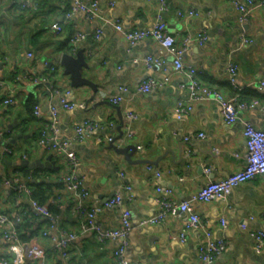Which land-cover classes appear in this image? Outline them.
Returning <instances> with one entry per match:
<instances>
[{
    "label": "crops",
    "instance_id": "crops-1",
    "mask_svg": "<svg viewBox=\"0 0 264 264\" xmlns=\"http://www.w3.org/2000/svg\"><path fill=\"white\" fill-rule=\"evenodd\" d=\"M97 1L94 19L87 20L77 13L63 22L69 0H30L29 8H22V0H0V130L7 131L12 149L0 164V173L5 178L17 177L25 184L30 180L45 183L37 187L36 193L54 205L53 233L57 236L62 230L75 233V239L59 249L42 235L47 221L31 214L23 223L26 224L25 237L21 238L23 248L40 246L46 252L47 264H116L112 250L119 241L99 242L92 231L82 229V224L88 210L119 192L121 205L103 208L96 219L101 227L114 228L122 209L131 211L132 225L125 249L130 261L264 264V246L256 249L252 237L254 230L264 228V174L239 184L224 199L192 201L204 228L188 230L185 241L179 238L188 220L185 213L167 214L164 221L156 224H139L141 219L158 212L157 199L162 194L157 192V186L169 188L178 201L187 200L208 180L222 179L242 168L244 125L264 126V111L259 105L248 107L239 112L234 122L227 123L219 102L209 99L195 101L192 109L178 118L174 112L176 101L188 96L186 87L181 86L190 80L186 72H176L170 56H166L160 70L147 68L143 58L156 53L157 43L148 37L128 44L113 26L120 22L124 28H150L161 14L175 45L186 47L184 65L196 68V76L205 84L228 97L238 96L243 90L244 101L264 102V87L259 83L264 74V6L252 8L248 20L240 23L237 11L225 0H166L164 12H159L157 0ZM190 8L198 14L191 18L178 15V11ZM56 23L62 26L60 32L55 30ZM76 32L84 37L73 51L69 39ZM200 33L206 35L203 42H184L187 34L195 38ZM241 34L250 42L243 43ZM79 49H83L89 65L83 74L98 87L92 99V89L86 85L72 87L69 76L57 62L61 52L75 54ZM27 52L32 56H27ZM230 63L237 65L234 87L227 78ZM28 73L47 74L48 83L34 85L23 78L16 79ZM148 78H155L161 86L139 92V85ZM50 86L52 91L48 90ZM119 86L127 90L121 93ZM62 94L68 101L83 102L85 106L62 109L58 106ZM117 94H122V101L111 103L108 96ZM8 96L14 98L13 104L3 103ZM32 102L40 105L39 115L33 113ZM50 104L59 108L60 139L72 141L74 127L85 119L98 127L83 141H72L64 153H52L38 143L39 131L49 121ZM128 112L136 117L127 119ZM119 125H122L120 138ZM200 133L202 137L198 136ZM108 136H112L117 147L135 145L138 149L133 159L157 163H128L109 147ZM69 152L78 161L73 169L67 165ZM48 156L53 162L51 169L13 165L19 159L46 161ZM71 170L81 180L84 197L58 185L61 177ZM27 172L30 176L24 175ZM27 204L28 198L12 194L0 181V212L11 217ZM222 218L225 227L221 225ZM5 229L6 226L0 225V256L9 258L12 251L3 237ZM205 230L210 231L212 240L226 241L225 249L209 263L200 258V247L207 243Z\"/></svg>",
    "mask_w": 264,
    "mask_h": 264
},
{
    "label": "built area",
    "instance_id": "built-area-1",
    "mask_svg": "<svg viewBox=\"0 0 264 264\" xmlns=\"http://www.w3.org/2000/svg\"><path fill=\"white\" fill-rule=\"evenodd\" d=\"M232 5L238 13V20L240 23L246 22L250 16L251 9L257 6H264V0H225ZM159 12L167 10L166 0H157ZM22 8L30 7V0H22ZM98 1L91 0L86 2L84 0H69V8L63 15V22L69 20L72 16L77 13H82L87 20H92L97 14ZM198 12L194 9H187V11H178V15L185 18H191L196 16ZM115 30L119 32L128 44H134L135 42L144 38H152L157 43V51L155 54H147L144 58V64L147 68H153L160 70L165 63L166 56H170L173 63V68L176 72L185 71L188 78L190 79L187 84H182V87H186L188 96L186 99H178L176 101L174 112L178 118L184 116L192 109V104L199 100L213 99L219 102L220 112L225 122H234L241 110L252 107L255 105L261 106L264 111V102L258 99H252L251 101L239 100L237 96H225L220 90L215 87H211L205 84L200 78L196 76V68L185 66L183 63V53L186 49L185 46L178 47L175 45L174 37L168 33L166 24L164 23L161 14H159L150 28H124L120 22L113 24ZM55 30L60 32L62 26L60 23L54 25ZM97 36V32H96ZM84 35L81 32L74 33L69 43L71 49L74 51L77 43L83 39ZM241 41L243 43L250 42V39L241 34ZM206 39L204 33L197 34L195 38H192L189 34L186 35L184 42L188 43L195 40L199 43ZM27 56H32L31 52H27ZM55 70V67L52 66ZM227 78L229 83L234 87L236 84L237 77V65L230 63L227 66ZM25 79L34 85H44L48 83L47 74H24L23 76L17 77L16 79ZM168 79L165 78V81ZM260 86L264 87V74L260 79ZM161 86V83L156 82L155 78H148L142 82L139 87V92H149L155 88ZM49 91L53 90V86L48 87ZM127 90L124 86H119L121 93ZM66 94V93H65ZM62 94L58 99V106L62 109H73L75 107L83 108L85 104L83 102L75 103L70 102L66 99V95ZM123 99L122 94L109 95L108 100L113 104H118ZM4 104H13L14 98L8 96L3 100ZM57 105L50 104L47 107L49 114V121L43 123L39 131L38 143L44 146L47 150L55 154H62L66 148L74 142L83 141L88 134L95 130L98 126L95 122L90 119H85L74 127V133L72 141L67 139H60L58 137V118L59 108ZM35 115H39L41 107L35 104L32 109ZM127 119L135 118V114L128 112L126 114ZM109 126L113 124L109 122ZM243 137L245 141V153L243 155L244 165L237 171H234L224 178L219 180H208L202 185L189 199L187 200H176L171 196V190L169 188H162L157 186V192L159 195L158 212L151 217L143 218L139 221L140 225L156 224L164 221L167 214H176L182 212L187 214V224L179 234V238L182 241L186 239V232L193 228H204L201 224L198 213L193 210L191 206L192 201L199 202H210L217 199L226 198L231 191L239 184L251 180L257 175L264 174V126L255 127L249 123H246L243 128ZM202 137L203 134H198ZM112 136L107 137V141H112ZM186 140L188 137L185 138ZM0 140L2 146H0V164L5 159L7 154L12 152L9 146L10 137L7 135V131L0 130ZM67 165L73 169L77 164L76 155L72 152L67 153L66 156ZM205 173H209V169L206 168ZM158 174V173H157ZM64 186L68 190L78 192V195L84 197L86 192L82 188L81 180L71 170L69 174H65L60 179ZM0 181L6 184L12 191H15V195L20 197L24 195L28 198L27 206H24L19 212L13 216H9L6 213L0 212V225L6 226L7 229L3 232V237L9 243L10 250L12 251L11 257L0 256V264H47L46 252L43 248L38 245L29 246L26 249L23 248L22 240L20 239L16 226L22 222L25 217H29L31 214L41 217L47 221L45 229L42 231V235L48 237L55 246L59 249H63L69 245V243L75 239V233L67 231H59L58 236L53 233L55 229V217L48 209L47 203H41L31 196V189L27 184L23 183L19 178H5L0 173ZM126 189H130L129 186H125ZM122 203V196L118 192L107 198L102 205L92 207L86 213V219L82 224L83 230H90L93 232L95 238L99 242H105L107 240H118V245L112 250V255L116 261V264H141L140 262L130 261L125 256V249L127 246V235L132 225V213L129 209L124 208L121 211L119 223L114 228H103L96 219V215L106 207L119 206ZM264 220V216L262 217ZM222 227L226 226L224 218L221 219ZM207 236V243L200 247V258L209 263L219 255L226 247V241L222 238L218 240H212L211 233L209 230H205ZM252 237L255 242L256 249H261L264 246V228L254 230Z\"/></svg>",
    "mask_w": 264,
    "mask_h": 264
},
{
    "label": "water",
    "instance_id": "water-1",
    "mask_svg": "<svg viewBox=\"0 0 264 264\" xmlns=\"http://www.w3.org/2000/svg\"><path fill=\"white\" fill-rule=\"evenodd\" d=\"M57 62H58V64H60L62 66L63 73L65 75L69 76L70 85L72 87H80V86H84V85L89 86L93 91L91 99L95 96V94L98 91V87H97L96 83H94L90 78L86 77L83 74V69L89 68L88 62H87L85 55L83 53V49H79L75 54L69 53L67 51H63L59 54V56L57 58ZM49 65L51 66L52 64H49ZM119 117L121 118L122 116H119ZM121 126L122 125L118 126V131H119L118 137L119 138L122 136ZM8 128H11V126L9 125ZM17 137H18L17 135L14 136V138L11 141L15 142V139ZM113 142H114V140L109 142L110 143L109 147L113 148L117 154L121 155L123 157V159L130 164H134V163L156 164L157 163L155 161H151L148 159H133L132 158L133 153L138 149L133 144H126L122 147H117ZM52 164H53V162L50 160V156L47 157L46 161H41L39 158L32 160V161L28 160V159H19L13 163V165H26L29 168H43V167H45L48 169L52 168ZM53 169H56V168L53 167Z\"/></svg>",
    "mask_w": 264,
    "mask_h": 264
},
{
    "label": "trees",
    "instance_id": "trees-1",
    "mask_svg": "<svg viewBox=\"0 0 264 264\" xmlns=\"http://www.w3.org/2000/svg\"><path fill=\"white\" fill-rule=\"evenodd\" d=\"M244 91L242 90V91H239V93H238V99L239 100H243L244 99ZM35 104H34V102H32L31 103V106H34ZM9 146L11 147V143L9 142ZM9 154H7L6 156H5V158L8 156ZM31 174V173H30ZM30 174L27 172V173H24V175L25 176H30ZM27 186L31 189V196L34 198V199H36L37 201H39V202H41V203H47L48 204V209L50 210V212L53 214V215H55L56 214V210H55V208H54V205L52 204V203H50L49 201H47V200H45L44 198V195L42 196L41 195V193H36V190H38L37 189V187L38 186H44L45 185V183H43V182H35V183H32L31 182V180L30 181H27ZM58 185H60V186H64V183L60 180V183L58 184ZM33 186H34V188H33ZM36 188V189H35ZM12 194H14L15 195V191H12ZM25 220H26V218H24L23 220H22V222H20V223H18L17 224V226H16V229H17V232H18V235H19V237H20V239L21 238H24L25 237V233H23V226H24V228H25V226H26V224H23V223H25Z\"/></svg>",
    "mask_w": 264,
    "mask_h": 264
}]
</instances>
